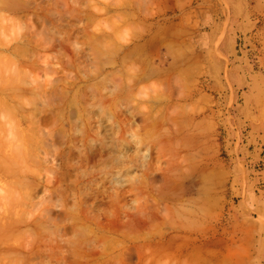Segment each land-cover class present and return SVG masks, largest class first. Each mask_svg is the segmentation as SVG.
I'll use <instances>...</instances> for the list:
<instances>
[{
    "label": "rangeland",
    "instance_id": "obj_1",
    "mask_svg": "<svg viewBox=\"0 0 264 264\" xmlns=\"http://www.w3.org/2000/svg\"><path fill=\"white\" fill-rule=\"evenodd\" d=\"M22 1L19 7L17 5V12L15 9L14 13L8 9H3L5 13L0 12L6 15L7 11L10 19L17 17L23 23V28L18 21L15 23L16 19H9L10 23L18 24L27 35L22 36V30L16 28L21 30L16 34L18 37L21 35L28 39L20 38L17 40L20 43L15 40L14 43H7L12 45L6 47L4 42L16 39L15 32L10 35L14 37L8 36L9 40L6 41L7 37L5 39L2 31H10V26L6 24L8 30L0 26V34L5 40L0 41V44H4L2 48L0 45V53L6 50L5 56L13 54L9 58L17 59L21 54H18L19 49L26 44L29 50L24 53L23 49L20 51L27 55L29 52L31 55L28 58L33 59L27 64L24 60L28 58L23 60L20 55V61L34 67L33 60H38L43 68L37 65L39 69L33 71L32 67L21 64L31 68L35 77L39 78L37 82L41 80L44 84L46 80L45 84H53L48 87L52 90L51 94L56 95V98L53 95L54 109L43 107L51 103L50 97H47L50 101L41 102L43 108L41 104L32 105L42 110L47 108L46 112L52 109L63 112L66 117L59 118L56 125L53 123V127L49 128L60 132L64 129L66 132L63 131V135L68 136L64 137L67 142L59 141V146L55 148L57 153L51 166L55 167L53 174L56 177L49 175L55 179V184L51 186L54 192L61 175L65 176L64 188H60L62 192H58V189V193L51 196H54L53 202L60 199L67 209L53 210L59 225L54 228L55 224L52 226L50 223L55 230L53 236L46 235L54 231L45 225L49 230L45 232L47 230L44 229L43 233L48 241L42 240L43 228L39 231L32 224L24 225L20 230L22 234L18 232L15 236L13 232V239L0 240L4 244V247L0 244V252H5L2 264L13 255L6 252L11 253L8 247L17 246L16 239L20 244L24 240L31 242V251L28 242H25L28 245L24 243L28 249H22L30 252L21 251L22 244L19 243L18 249L15 246L12 251L16 248L23 252L24 256H20L23 258L30 254V257H26L30 259H26L29 264H68L74 257L77 264L76 250L79 253L87 250L79 249L76 242L73 243L72 239L77 240L74 231L78 227L88 229L91 234L85 238L95 240L87 252H92V247L101 250L106 247L108 251L103 260L109 264H175L172 259L178 257L176 253H179V248L184 249L186 254L183 252V255L188 253V256L182 257L184 261L186 258L190 261L188 257L198 253L200 264H264V0ZM92 3L101 8L98 9L99 13L97 9H90L96 7ZM16 29L13 28L18 33ZM94 35L102 38L103 43L97 41L99 38L95 40ZM103 35L105 39L101 37ZM12 47L18 50L13 51ZM182 48L187 53L181 52L180 58L175 57L178 56L176 51ZM9 50L12 53L7 52ZM173 50L174 55L173 52L171 54ZM15 51L18 55L13 53ZM3 56L1 54V62L6 60H3ZM0 64L2 67L3 62ZM53 64L54 69L45 67L44 71L45 65ZM195 66H198L197 70H194ZM37 67L35 65L34 69ZM49 69L52 71L48 72ZM32 73L29 74L30 79L34 77ZM8 76L6 72L3 78ZM47 78L50 80L47 81ZM3 95L0 96L1 100ZM44 97L42 100L46 99ZM29 105H21L22 111L26 109L23 113L28 111L30 114L35 110L34 106L31 105V108ZM34 112L38 117L42 111ZM41 114L44 116V112ZM96 140L102 141V144H98V141V145L93 147ZM71 144L77 149L72 148ZM8 150H4V153H8ZM116 153L119 157L121 155L123 162L119 161L123 165L116 161ZM39 169L43 171L38 165L32 166L35 178L41 174L37 171ZM0 173L4 175L1 170ZM29 173L28 177L32 179L34 174ZM4 176L3 181L0 179V195L9 190ZM28 177L26 180L30 182ZM114 177L127 178L117 182ZM61 193L66 195L65 201L61 200ZM57 195L62 197L57 198ZM206 197L212 198L207 200ZM204 199L207 200L206 204ZM209 202L214 204L210 205ZM195 204L198 207L193 206ZM180 205H185V209L181 211ZM176 206L180 208H174ZM5 207L4 211L8 206ZM165 207L172 208V211L166 213L168 208ZM3 209L0 208L1 211ZM176 209L181 213L187 211V218L191 212L198 210V223L194 221V215H191L193 220L185 222L186 214L181 216ZM70 211L75 214V225L68 216ZM168 213H172L170 216L176 215L174 220H170L172 217ZM67 216L71 218L70 222ZM179 216L182 218L178 219ZM3 220L0 219V224ZM169 220L171 223L183 220L187 225L182 226L187 231L193 225L192 221L196 223L195 227L199 224L197 233L187 234V248L184 245L186 242L183 243L185 237L178 240L180 237L176 236L178 232L172 226L174 223L169 225L168 222V226L163 224ZM159 229L167 231L161 239L157 235ZM37 235L42 238L39 239L41 236ZM174 235L177 239L170 241L169 237ZM154 241L155 245L152 243ZM165 242H170L169 246ZM162 243H165L164 246H160ZM140 245L142 252L138 251ZM62 246H66L65 249ZM153 246L162 248L159 252L156 249V253H165L170 260L166 255V258H159L152 251ZM54 247H58L61 255L54 252ZM74 247L76 249L72 254L65 252L67 249L72 251ZM52 249L54 253H50ZM36 251L39 253L35 255ZM126 252L130 256L125 257ZM49 253L60 255L59 259H52ZM67 253L72 255L71 261L64 260L63 256ZM192 253L195 255L192 256ZM3 254H0L1 258ZM148 256L149 261H146L145 257ZM206 257L208 260L212 258L210 263L205 261ZM10 261L7 263L11 264ZM95 262L94 258L88 264Z\"/></svg>",
    "mask_w": 264,
    "mask_h": 264
},
{
    "label": "bare ground",
    "instance_id": "obj_2",
    "mask_svg": "<svg viewBox=\"0 0 264 264\" xmlns=\"http://www.w3.org/2000/svg\"><path fill=\"white\" fill-rule=\"evenodd\" d=\"M22 0H0V11L2 10V11H4V13H5V10H3V9H8L9 10V12H11L10 10H13V9H15V12H17L16 11V8H18L19 7V4H21L20 2H21ZM25 0H23L22 2L23 3H25L24 2ZM28 1V0H27ZM189 1V0H188ZM188 1H185V2H188ZM76 3V2H75ZM98 3V2H97ZM27 5H28V2L26 3ZM108 4H109V2H108ZM111 5H112V2L110 3ZM114 4H117V3H114ZM113 4V5H114ZM17 5H18V7H17ZM25 5V4H24ZM26 5V6H27ZM92 5H93V3H92ZM92 5H90V6H92ZM94 5H96V4H94ZM94 5H93V7H94ZM111 5H107V6H111ZM90 6H89V8H90ZM98 5H96V7L95 8H90L91 10H94V9H97V13H99V11H98V9H101V8H99V6L97 7ZM22 7H25V6H22ZM108 8V7H107ZM106 8V10H108ZM19 9V8H18ZM102 11H103V9H102ZM102 11H100V13L102 12ZM8 12V13H9ZM2 12H0V14H1ZM13 13H14V10H13ZM86 13V12H85ZM11 14V13H10ZM18 14V13H17ZM16 15V14H15ZM1 16V15H0ZM4 16L6 17H8L9 15H7V11H6V15H4L3 13H2V18H0V21H3V22H1V24H0V26H1V29L3 28V30H8V27H9V29H10V31H7V32H5V31H2V33H3V36L5 37H7V39H6V37H5V39H6V41L7 40H9V38L11 37L10 35H14V32H15V36H16V39H14L13 37H11V38H13V41H12V39H11V41L10 42H4L5 40H4V37H2L1 35H2V33L0 34V39L1 38H3V40L1 39L0 41L1 42H4V44L6 45V47H8L9 45L11 46L12 44H7V43H14V41L16 40H19L20 38H22V37H20L21 35L23 36V35H25V36H27L25 33H23L24 31H23V27H24V25H22L23 23H21L20 21H18V18L17 17H15L14 16V19H16V20H14V19H10V16H9V18H4ZM17 16V15H16ZM12 18H13V15L11 16ZM88 18H91V17H89V16H87ZM6 19H10V20H14V21H16L15 23H17V21L19 22L18 24L19 25H21V27L22 28H20V26L18 25V24H11L12 22L9 20V22L7 21V23L5 22V20ZM88 20V19H87ZM90 21V20H89ZM11 22V23H10ZM5 24V25H4ZM6 24L8 25V27L6 26ZM3 26H5V27H3ZM16 26V27H15ZM18 26V27H17ZM11 27H12V30H11ZM6 28V29H5ZM13 28H14V30L16 29V28H20L21 30H22V33L23 34H21L19 37L17 36L18 34H19V31H21V30H19L18 31V29H16L17 30V32L18 33H16V31H14L13 30ZM1 29H0V31H1ZM12 31V33L10 34V33H8V32H11ZM8 33V35H6L5 33ZM21 33V32H20ZM17 34V35H16ZM146 34V33H145ZM8 36H9V38H8ZM24 36V37H25ZM100 36V35H99ZM22 38L23 40H25V38L26 39H28V37H25V38ZM101 37H103L104 39H105V37H104V35L103 36H101ZM33 38V37H32ZM96 38L98 39L97 41H100V43H103V39L102 38H100V37H97V35H94V39L96 40ZM30 39V38H29ZM42 39V38H41ZM44 39V38H43ZM100 39H102V40H100ZM31 40H33V39H31ZM15 41V42H16ZM28 41V40H27ZM30 41V40H29ZM41 41V40H40ZM102 41V42H101ZM0 42V43H1ZM21 42V41H20ZM20 42H18L17 41V43H20ZM26 42V41H25ZM42 42V41H41ZM40 42V43H41ZM16 43V44H17ZM24 43V42H23ZM22 43V44H23ZM30 42H27V44H29ZM40 43H39V45H40ZM43 43H45V42H43ZM4 44L2 45V44H0L1 45V48L2 47H4ZM31 44H32V41H31ZM8 45V46H7ZM15 45V44H14ZM18 45V44H17ZM30 45V44H29ZM38 45V46H39ZM9 46V47H10ZM21 46V45H20ZM23 46H24V44H23ZM23 46H21V48L20 49H23V53L24 52H26L25 50H29L28 48H26V47H29V46H26V44H25V47L24 48H22ZM44 46V45H43ZM13 48V47H12ZM26 48V49H25ZM169 48V47H168ZM167 48V49H168ZM6 49V48H5ZM20 49H19V51H18V54H19V52L21 53L20 55L22 56V59L24 58V59H27L28 57H30V55H29V52H28V55H27V53H25V54H23L22 53V51H20ZM170 49V48H169ZM179 49H181V48H179ZM178 49V51L179 52H177L176 50V54L178 55V56H175V57H177V58H180L181 56H182V54H181V52H183V53H187V52H184L183 50V48H182V50L180 51ZM1 50V52H2V49H0ZM14 50H16V49H14L13 48V51ZM18 50V49H17ZM16 50V51H17ZM171 50V49H170ZM6 51V50H5ZM4 51V52H5ZM13 52L15 55L17 54V52ZM0 53V57H1V54H2V56L4 55V54H7V53ZM7 52H11L10 50L9 51H7ZM172 52H173V55H174V50L173 51H171V54H172ZM12 53V52H11ZM17 54V55H18ZM168 54V53H167ZM170 54V53H169ZM168 54V55H169ZM10 54H8V55H4L3 56V60L4 59H6L5 61H2L3 62V65H2V67H0L1 69L0 70H4V72L2 71V84H0V87H1V91H2V94L1 95H3V93L5 94V95H3L4 96V98H3V100H1L0 101V122H1V124H0V170H1V172H3V174L5 175H3L4 176V179H6V181H7V185H8V187H9V190L5 193V192H3L2 194L3 195H0V208L2 207V209L5 207V206H8V208H9V210L10 211H12L11 213H10V211H8V208H7V210H5L4 211V209L6 208H4L3 209V211L5 212V214L8 216V217H6L5 216V214L3 213V211H1L0 213L2 214V218H4V220L6 221V222H4L3 223V219L0 217V219L1 220H3V221H1V223L2 224H0V240L1 241H9V239H11L12 237H14V234H13V232L15 233V236H17L16 235V233H18V232H20V234H22L21 233V229H22V227L24 226V225H30V224H32L31 226H35L36 228H39V231H41V228H43L42 229V234L41 235H43V238H42V236L41 235H37L36 237H40L39 239H41L42 238V240H47V236H53V233H55V230H54V228H55V226L58 228V225H59V223H57V216L56 215H54V213H56V212H54L53 213V210H58V208H59V210H60V208H62L63 207V205H62V203H61V201H60V199H57V200H54V202H53V199H54V196H51V194H53V193H56L57 192V190L59 189L60 190V188H61V190L64 188V182H65V176L63 177V175H61V179L59 180V183H58V185H57V189L55 188V191L56 192H54L53 190H51V186L52 185H54L55 183V179H54V176H55V174H53V173H55V167H52L51 166V163H52V161L54 160V155H55V153H57L56 152V150H55V148H57L59 145V141H64V137H68V136H64L63 135V131H65L64 129H63V131L62 132H60V130H58V129H53V128H51V129H49L50 127H53V123H54V126L56 125V123H57V121L59 120V118L60 119H64V118H66V117H64L65 115L63 114V112H60V111H57V110H53L54 108L53 107H55L54 106V101H53V99H55L56 98V95L55 94H51V89H49V87L48 86H50V85H53L52 83L50 84V82L49 83H46L45 84V81H44V84H43V82L40 80V82H37L38 81V79L39 78H36L35 77V75L32 73V70L34 71V70H37V69H39L38 67H37V65H40L39 64V61L38 60H33V62H32V65L34 66V67H32L31 66V64L30 65H27V64H29L28 63V61H30V59L32 60L33 59V57L32 58H28V60H24V61H27V64H26V62H22V61H20V59L19 58H21V56L19 55V58H13L15 61H18L20 64L21 63H24V64H26L27 66H30V67H32L33 69L32 70H30V69H28L29 67H27L26 65V67L24 66V64H21L20 66H19V68L17 67L18 66V64L19 63H14V61H13V59H10L9 57H11L13 54H11L10 56H9ZM24 55H26V56H24ZM181 55V56H180ZM170 56H172V55H170ZM188 56V55H187ZM5 57V58H4ZM14 57V56H13ZM25 57H27V58H25ZM2 58V57H1ZM12 58V57H11ZM189 58H191V57H189ZM19 59V60H18ZM21 59V60H22ZM173 59V58H172ZM188 59V58H187ZM186 59V60H187ZM192 59V58H191ZM1 60V59H0ZM174 60H176V59H174ZM35 61H38L37 63L35 62ZM189 61V60H188ZM1 61H0V63H2ZM48 62V61H47ZM46 62V63H47ZM193 62L194 61H192V64H193ZM30 63H31V61H30ZM44 63V62H43ZM189 64H190V62H188ZM1 65V64H0ZM22 65L24 66V68L22 67ZM35 65H36V69H34L35 68ZM42 65V64H41ZM40 65V66H41ZM47 65H49V63H47ZM58 65V64H57ZM44 66V65H43ZM42 67V66H41ZM45 67H47L46 69H48V67L50 68V67H52L53 69H54V64L52 65V66H44V69H45ZM198 67V66H197ZM197 67L195 66V68H194V70L196 69L197 70ZM43 68V67H42ZM42 68H40V70L42 69ZM58 68V67H57ZM193 68V67H192ZM23 69L24 70H26L27 69V71H23ZM46 69L44 70V71H46ZM28 70H29V72L30 73H28ZM43 70V69H42ZM51 69H49V70H47L48 72L50 71ZM52 71V70H51ZM6 72L7 73H9V76L8 77H4L3 78V76H5L6 75ZM47 72V73H48ZM57 72V71H56ZM33 74L32 76H34V77H31V79H30V75L29 74ZM190 74H191V72H189ZM0 76H1V72H0ZM29 76V78H26V77H28ZM196 75H194V77H195ZM192 77V76H191ZM34 78V79H33ZM4 79V80H3ZM191 79V78H190ZM30 80V81H29ZM37 80V81H36ZM48 80H50V79H48L47 78V81ZM32 81V82H31ZM34 81L36 82V83H34ZM59 81V80H58ZM57 87V86H56ZM58 88V87H57ZM26 92V93H25ZM29 92V93H28ZM30 93H31V96H30ZM56 93V92H55ZM28 95V97H30V98H26L25 97V95ZM46 94V95H45ZM52 95V96H50V95ZM56 94H58V93H56ZM0 95V96H1ZM26 95V96H27ZM41 95H44V96H46V99L45 100H42V99H44L45 97L44 96H42V98H41ZM48 95V96H47ZM53 95H55V98L53 97ZM2 96V97H3ZM58 97H59V95H57ZM63 96V95H62ZM38 97H39V99H38ZM44 97V98H43ZM47 97H50L51 99V101L49 100V99H47ZM53 97V98H52ZM58 97H57V99H58ZM38 99V100H37ZM62 99V98H61ZM39 100H41L40 102H39ZM46 100H49L51 103L50 104H48V106H47V104H46V106H43V107H47V108H50V107H52L53 109L52 110H48L47 112L45 111V109L47 110V108H44L43 110L41 109V108H36L35 107V105H39V104H41V102L42 101H46ZM65 100V98L63 99V101ZM15 101H17L18 103V105L16 104V102ZM38 101V102H37ZM36 102L38 103V104H36ZM24 103H26V105H29V107H31V105L32 104H35V105H32V106H34V109L37 111V112H41V113H43L44 112V116H41L42 114L41 113H39L40 115L39 116H41L40 118H38L37 117V114L34 112L35 110H33L32 112H29L30 114H28L27 112V114L26 113H23V111L25 112L26 111V109L24 110V108H23V111H22V106L21 105H23ZM27 103H29V104H27ZM46 103V102H45ZM45 103H43V105H45ZM52 105V106H51ZM41 107H42V104H41ZM42 107V108H43ZM31 108H33V107H31ZM51 109V108H50ZM32 110V109H31ZM30 111V110H29ZM55 111H57V113H55ZM49 112V113H48ZM38 118V119H37ZM26 125V128L24 127ZM66 132V131H65ZM69 133V132H68ZM64 134H66V133H64ZM70 134V133H69ZM100 135H101V133H99ZM98 134V135H99ZM68 135V134H67ZM99 135V136H100ZM69 137H70V135H69ZM73 138V135L71 136V139ZM101 139V138H100ZM65 140H68L67 138L65 139ZM71 141V140H70ZM99 141V143L98 144H102V141H100V140H96V141H94L95 142V145L93 146V147H95L96 145H98L97 144V142ZM64 142H67V141H64ZM74 142V141H73ZM69 143V142H68ZM93 144V143H92ZM62 145V144H61ZM67 146V145H66ZM71 146H72V148H76V147H73V145L71 144ZM71 146L69 145V147L71 148ZM5 148V149H4ZM9 148V152L8 153H4V150H6L7 151V149ZM69 149V148H68ZM77 149V148H76ZM72 151H73V149H71ZM5 151V152H6ZM71 152V151H70ZM116 152V151H115ZM114 152V153H115ZM117 153H120V152H118V150H117ZM116 153V154H117ZM66 154H69V152L68 153H66ZM121 154H122V152H121ZM72 155V154H71ZM70 155V157H72ZM115 155V154H114ZM123 156H124V154H122ZM117 156V158H118V160H116L119 164L121 163L120 161H122L121 159H120V157H121V155H120V157H119V155L117 154L116 155ZM55 157H57V155L55 156ZM53 158V159H52ZM145 158H147V157H145ZM119 159H120V161H119ZM123 162V161H122ZM117 163V164H118ZM34 165H38V166H40V167H42L43 169V171L41 172V170L39 169V170H37V171H40L41 172V174H37V177H39V178H35L36 177V175L34 174V172L35 171H33L32 172V166H34ZM121 165H123L122 163H121ZM34 170V169H33ZM45 171V172H44ZM29 172H31L32 174H34L33 175V181H32V179L31 178H29L28 176H30V173ZM39 172V173H40ZM43 172H44V174H46V175H44L43 174ZM37 173V172H36ZM49 173L50 174H53V175H49ZM62 174H64V173H62ZM66 174V173H65ZM64 174V175H65ZM0 175H1V173H0ZM125 175V174H124ZM2 175L0 176V179H2L1 181H3V177ZM32 176V175H31ZM6 177V178H5ZM26 177H28L29 178V180H30V182L28 181V180H26ZM56 177V176H55ZM121 178L122 177H114V179L117 181V182H120V181H124V179L125 178H127V177H123L122 178V180H121ZM5 181V180H4ZM5 181V182H6ZM28 181V182H27ZM3 183V182H2ZM5 184V183H4ZM1 185V184H0ZM2 186H3V184H2ZM53 187V186H52ZM4 188V187H3ZM26 190V191H25ZM58 190V192H62L61 190L59 191ZM1 191V190H0ZM25 191V192H24ZM24 192V193H23ZM57 192V193H58ZM5 193V194H4ZM60 194V193H59ZM61 195H63V193H61ZM60 195V196H61ZM58 197L57 198H60V196L59 195H57ZM49 197H50V199H49ZM62 197V196H61ZM65 197H66V195H63V198H61V200H63V201H65L64 199H65ZM52 198V199H51ZM209 198H212V197H209ZM209 198L208 197H206V199L207 200H209ZM206 199H204V201L206 200ZM214 199H216V198H214ZM213 199V200H214ZM206 200V201H207ZM206 201L204 202L205 204H206ZM216 201V200H215ZM214 202V201H213ZM213 202H211L212 204H214ZM66 203V202H65ZM64 203V204H65ZM180 203V202H179ZM211 203L209 202L208 204H210L211 205ZM207 204V205H208ZM55 206V208H54V206ZM66 205V204H65ZM177 205V204H176ZM181 205H182V203H181ZM180 205V206H181ZM67 206H68V204H67ZM185 206V205H184ZM184 206H181L182 208H180V207H178V206H176V207H174V208H180L181 209V211H182V209H185L184 208ZM193 206H197L196 204L195 205H193ZM213 206V205H212ZM212 206H210V207H212ZM198 207V206H197ZM199 207H201V206H199ZM17 208H19L18 210H16ZM166 208V207H165ZM168 208V207H167ZM166 208V209H167ZM188 208V207H187ZM190 208V207H189ZM192 209H193V207H191ZM63 209H64V211L67 209H65L64 207H63ZM62 209V210H63ZM172 208H168L165 212L167 213L169 210V212H171L172 210H171ZM196 209V208H195ZM205 209H207V208H205ZM209 209H211V208H209ZM176 210H179V209H176ZM201 210V209H200ZM7 211V212H6ZM15 211V212H14ZM186 211V210H185ZM184 211V212H185ZM190 211H192L191 209H190ZM190 211H189V213H190ZM198 211V210H197ZM196 211V212H197ZM187 212V211H186ZM186 212L185 213H181L180 212V210H179V214H181V216L182 215H184V214H186ZM194 212V213H193ZM193 212H191L190 214L191 215H194L195 216V219H194V221L196 220V218H198V214L199 213H196L195 211H193ZM65 213V212H64ZM193 213V214H192ZM12 214H13V216H12ZM170 214H172V213H170ZM170 214L168 213V215H169V217H176V215H171L170 216ZM187 214H188V212H187ZM187 214L186 215H184V216H186V217H184V218H187L188 216H187ZM189 214V215H190ZM197 215V217H196V215ZM60 215V214H59ZM190 215V217L189 218H187L186 219V221H185V219H184V221L185 222H189V219H192V216ZM68 216L69 217H71L72 218V220H71V218H68ZM68 216H67V220L69 221V219L73 222V224L75 223L74 221H73V218H74V220H75V214H74V212L73 213H71V211H70V213H68ZM181 216H179L178 217V219H180V218H182ZM193 216V217H194ZM170 219V220H174V218L173 219ZM200 218V217H199ZM177 219V218H176ZM175 219V220H176ZM170 220L169 221H167L166 223H163L164 225H167L168 226V222H169V225L170 224H173L172 226L173 227H175L176 228V231L178 232L177 233V238H179L178 240H181V238H184V240H183V243H184V241L186 240V237H188V235L187 234H189L190 233V235L191 234H194L195 232L197 233V231L199 230L198 228H199V224L197 225L198 227H195L194 226V224H196V223H198L197 222V220L195 221V222H193L192 220V222H191V224H193V225H190V227L191 228H188L189 227V223H188V226H187V228H188V230L189 231H187V229H184L185 227L184 226H182V225H187V223L185 224L184 223V221L183 220H179V222H170ZM182 221H183V224H182ZM54 222V223H53ZM56 222V223H55ZM70 222V221H69ZM50 223H51V225L53 226V224H55L53 227L52 226H50ZM57 224V225H56ZM45 225H47L48 226V228L49 229H53V231L54 232H52V233H47L46 235L47 236H45L44 235V233L45 232H48V230H47V226H46V228H45ZM75 225V224H74ZM172 226H170L171 227V229H173L172 228ZM192 226H194L193 227V229H192ZM163 227V226H162ZM165 227V226H164ZM169 227V228H170ZM74 228L75 227H73V231H74ZM166 228V227H165ZM47 230V231H45L44 233H43V230ZM196 229H198L197 231H196ZM17 230H19V231H17ZM21 230V231H20ZM76 230V229H75ZM16 231V232H15ZM101 231V230H100ZM165 231V230H164ZM169 231H171V230H169ZM173 231V230H172ZM77 232H78V238H77ZM76 233V236L75 235H73V236H75V238L77 239V240H75V239H72V240H74V242L71 240V239H69V241H70V244H73V243H75L76 242V246L79 248V249H82V248H84V249H87V250H85V251H83L82 253L80 252H78L77 250H76V252H75V256H76V260L78 261L77 262V264H88L89 263V260H90V262H91V260L92 259H94L95 258V263H93V264H109V263H106V261H104L103 259H105V256H106V253L105 252H107L108 251V249L105 247V248H103V250H101L100 248H98V247H92V249H93V251L92 252H90V253H88L87 251H88V247H90L91 246V243H93V241H95V240H93V239H87V238H85L86 237V235H87V237H88V235L89 234H91L90 233V231L88 230V229H86V228H77V230L76 231H74V234ZM158 233V232H157ZM157 233H155V234H157ZM162 233V234H161ZM165 233H167V231H165V232H163V230H160L159 229V234H157L158 236H161L160 237V239L161 238H163V235L165 234ZM171 233V232H170ZM52 234V235H51ZM155 234H154V236H155ZM174 234V233H173ZM19 235V234H18ZM32 235V234H31ZM156 235V236H157ZM175 235H174V237H169L170 239V241H173V239L175 240V239H177L176 237H175ZM187 235V236H186ZM30 236V235H29ZM44 236H45V238H44ZM153 236V237H154ZM167 236V235H166ZM165 236V237H166ZM198 236V235H197ZM32 237H33V235H32ZM35 237V236H34ZM33 237V238H34ZM152 236H150L149 238H151ZM26 238H29V237H26ZM49 238V237H48ZM52 237H50V239H51ZM173 238V239H172ZM13 239V238H12ZM25 239V238H24ZM24 239H22L21 241H23ZM159 239V240H160ZM172 239V240H171ZM195 239V238H194ZM17 240V246H16V244H14V246L12 245V247L10 248V247H8V250H9V252H11V253H7L8 251H7V249H6V246H8V245H6L5 246V249H6V254H11L12 255V253H13V255L11 256V255H9V257L11 256V258H8L7 259V255H6V261H5V263L4 264H8L7 263V261H10V259H11V264H19V262H20V258L22 259V263L23 264H29V261H30V259H28V258H26V257H30V254L27 256L26 254V256L23 258V257H20L22 254H23V252L25 251H23L22 249H28L29 247L31 248V242H29V241H26V240H24L23 242L25 243V242H28L29 243V246H28V248L26 247V245H28L27 243H21L22 244V247H21V251H23V252H19V250H17L18 248L17 247H19V245H21L20 244V242L18 241V239H16ZM27 240H29V239H27ZM49 240V239H48ZM47 240V241H48ZM189 240H190V238H189ZM69 241H68V243H69ZM149 241H151L150 239H149ZM168 241V240H167ZM188 241V240H187ZM191 241V240H190ZM71 242H73V243H71ZM157 242V241H156ZM162 242V241H161ZM181 242V241H180ZM186 242V241H185ZM18 243H19V245H18ZM34 243V242H33ZM150 244H151V242H149ZM153 243V245H155L154 243H155V241L154 242H152ZM158 243V242H157ZM156 243V244H157ZM159 243H160V241H159ZM165 243H167V246H169V244H170V242L168 243V242H165ZM165 243H162L163 245H160V246H164V244ZM178 243V242H177ZM0 244H1V246H3L2 245V243L0 242ZM12 244V243H11ZM147 245H149L150 246V244H148V243H146ZM181 244V243H180ZM23 245H24V247H23ZM159 245H156V247H159L160 248V246ZM184 245H185V247H186V245H188L187 244V242H186V244L184 243ZM16 246V248H15V250H14V252H12L13 251V248ZM166 246V245H165ZM182 246H183V244H182ZM193 246V245H192ZM4 247V246H3ZM62 247H64V246H62ZM61 247V249L62 250H64L65 249V247H64V249ZM139 247V246H138ZM141 245H140V249L138 250V251H140V252H142V250L143 249H141ZM146 247H148V246H146ZM146 247H145V249H146ZM153 247H155V246H153ZM154 248L152 251H155L157 248ZM172 247V246H171ZM178 247H180V245L178 246ZM178 247H177V251H178ZM184 247V248H185ZM188 247V246H187ZM186 247V248H187ZM190 247V246H189ZM198 247V246H197ZM1 248V247H0ZM12 249L11 251H10V249ZM29 248V249H30ZM54 248H56V247H54ZM59 248H60V246H59ZM68 248V247H67ZM66 248V249H67ZM143 248V247H142ZM149 248V247H148ZM147 248V249H148ZM158 248V249H159ZM166 248V247H165ZM164 248V249H165ZM168 248V247H167ZM194 248H195V245H194ZM193 248V251H195V249ZM76 248L74 247L73 248V250L71 251H68V249L65 251V252H70L71 254H72V252L75 250ZM89 249H91V248H89ZM97 249H100V251H97ZM144 249V250H145ZM146 249V250H147ZM149 249H151V248H149ZM157 249V250H158ZM162 249V248H161ZM161 249H159L158 250V252L161 250ZM169 249V248H168ZM196 249H198V248H196ZM166 250V249H165ZM164 250V251H165ZM1 251V250H0ZM3 251H5L4 249H3ZM29 251V250H28ZM27 250L25 251V252H28ZM30 251H31V249H30ZM29 251V252H30ZM54 250L52 249V251L50 252V253H54V252H56L57 254H60V251L58 250V247L55 249V251L53 252ZM58 251H59V253H58ZM151 251V250H150ZM152 251H151V254H152ZM24 252V253H25ZM37 252L38 251H36V252H34V254L36 253L37 254ZM64 252V253H65ZM156 253V251L154 252V253H156L157 255H159V253ZM167 252V251H166ZM169 252H173V251H169ZM168 252V253H169ZM179 253H180V255H179V253H176V254H178L177 256V258H175L174 260L172 259V261H174V263L175 264H200V262H199V259L197 258L198 256V253H196V255H195V253H192V256L193 255H195V256H193V257H191V256H189L188 257V260H190V261H187V258L185 259L186 261H184V260H182V257H186V256H188V253H187V255H185L186 253H185V251H184V249H180L179 248V251H178ZM183 252L185 253L184 255H183ZM187 252V251H186ZM196 252V251H195ZM2 253H4L3 254V256H2V258H1V256H0V262H1V259L3 260H5V257H4V255H5V252H2ZM1 252H0V254H2ZM14 253H16V254H14ZM39 253V252H38ZM46 253V252H45ZM50 253H49V256L50 257H52V259H54L55 257V259H59V256L61 255H58L57 256V254H56V256L55 255H50ZM62 253H63V251H62ZM63 253V254H64ZM67 253V255H62L63 256V258H64V260H66V261H71V259H70V256L72 257V255H70V254H68ZM79 253V254H78ZM128 252H126L124 255H125V257H127V256H130L129 254H127ZM130 253V252H129ZM162 253H164L163 251H162ZM167 253V254H168ZM173 253H175V251L173 252ZM172 253V254H173ZM191 253V252H190ZM189 253V254H190ZM35 254V255H36ZM66 254V253H65ZM127 254V255H126ZM140 254V253H139ZM142 254H144V252L142 253ZM147 254V253H146ZM156 254H155V256H156ZM211 254V256H212V254H213V252L212 253H210ZM47 255H48V253H47ZM74 255H73V257H74ZM141 255V254H140ZM153 255V254H152ZM151 255V256H152ZM163 255V256H162ZM162 255H159L160 257L159 258H166V257H168V259L170 260V256H168V255H166L165 253L164 254H162ZM164 255H166V257L164 256ZM191 255V254H190ZM19 256V257H18ZM22 256H24V255H22ZM49 256L47 257V258H49ZM90 256L92 257L91 259H90ZM146 257H147V255H145ZM162 256V257H161ZM173 256H175L174 254H173ZM19 259H18V258ZM54 257V258H53ZM141 258H142V255L140 256ZM145 257V260L146 261H149V256H148V258H146ZM153 257H154V255H153ZM152 257V258H153ZM204 257V256H203ZM202 257V258H203ZM209 257V256H208ZM208 257H206L207 258V260H205V259H201V260H205V261H207L208 263H210L209 262V260H211V259H209L208 260ZM78 258H79V260H78ZM81 258V259H80ZM156 258V257H155ZM158 258V257H157ZM190 258V259H189ZM26 259L27 260H29L28 262L26 261ZM49 259H51V258H49ZM61 259V258H60ZM127 259V258H126ZM143 259V258H142ZM148 259V260H147ZM214 259V258H213ZM3 260V261H4ZM27 262H25V261ZM62 260V259H61ZM64 260H62V261H64ZM141 260V259H140ZM144 260V262H146ZM152 260V259H151ZM177 260V261H176ZM216 260V259H215ZM57 261H59V260H57ZM56 261V262H57ZM61 261V262H62ZM73 261H75V257H74V260H72V262ZM177 263H176V262ZM205 261H203V262H205ZM60 262V263H61ZM72 262L70 263V262H68V264H72ZM212 262V261H211ZM214 262V261H213ZM226 262V261H225ZM225 262H223V263H225ZM21 263V262H20ZM21 263V264H22ZM50 263V262H49ZM48 262L46 263V264H49ZM54 263V262H53ZM52 263V264H53ZM63 263V262H62ZM152 263V262H151ZM150 263V264H151ZM202 263V262H201ZM0 264H2V262L0 263ZM10 264V263H9ZM74 264H76V261H75V263ZM142 264H144V263H142ZM153 264V263H152ZM204 264V263H203ZM211 264H213V263H211ZM221 264H222V262H221Z\"/></svg>",
    "mask_w": 264,
    "mask_h": 264
}]
</instances>
